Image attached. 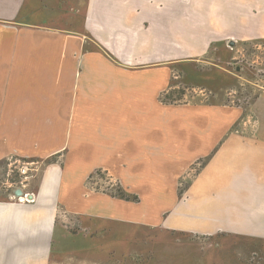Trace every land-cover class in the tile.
Returning <instances> with one entry per match:
<instances>
[{
  "label": "crops",
  "instance_id": "0c3cea01",
  "mask_svg": "<svg viewBox=\"0 0 264 264\" xmlns=\"http://www.w3.org/2000/svg\"><path fill=\"white\" fill-rule=\"evenodd\" d=\"M239 9V0H0V173L9 158L34 163L23 191L33 201L0 193V264H60L51 251L62 190L96 169L142 200H186L174 203V230L264 237V93L242 117L216 97L160 103L175 62L159 58L176 41L232 39ZM197 160L179 199L175 170ZM76 201L77 214H113L110 200Z\"/></svg>",
  "mask_w": 264,
  "mask_h": 264
},
{
  "label": "rangeland",
  "instance_id": "374dc122",
  "mask_svg": "<svg viewBox=\"0 0 264 264\" xmlns=\"http://www.w3.org/2000/svg\"><path fill=\"white\" fill-rule=\"evenodd\" d=\"M239 2L240 30L232 39L176 41L175 51L159 58L161 64L175 62L169 66V87L161 91V104H207L216 97L240 110L242 117L264 93V0ZM203 164L197 160L189 168L175 170L176 177L180 174L179 199ZM13 167L6 165L1 171L0 193H13L17 199L24 195L26 184H20ZM71 190L74 199L79 194L81 199L112 201V216L73 212L72 204L75 209L80 201L72 202ZM62 196L55 219L57 245L51 251L60 264H264V237L251 230L241 235L174 230L168 225L173 207L186 200H142L113 170L96 169L83 184H66Z\"/></svg>",
  "mask_w": 264,
  "mask_h": 264
},
{
  "label": "built area",
  "instance_id": "2783aa9c",
  "mask_svg": "<svg viewBox=\"0 0 264 264\" xmlns=\"http://www.w3.org/2000/svg\"><path fill=\"white\" fill-rule=\"evenodd\" d=\"M13 160V161H10ZM14 166L13 169H18V175L20 176V184H26L27 180L31 176V173L34 171V163L31 162H23L20 160H14L12 158L9 159L8 167ZM10 172V171H8ZM28 194H24L17 198L19 202H31L33 199L30 197L28 198ZM11 199H15L14 196H11Z\"/></svg>",
  "mask_w": 264,
  "mask_h": 264
},
{
  "label": "water",
  "instance_id": "95a60500",
  "mask_svg": "<svg viewBox=\"0 0 264 264\" xmlns=\"http://www.w3.org/2000/svg\"><path fill=\"white\" fill-rule=\"evenodd\" d=\"M232 44H230V45H233V42H231ZM18 194H19V192H18Z\"/></svg>",
  "mask_w": 264,
  "mask_h": 264
},
{
  "label": "trees",
  "instance_id": "16d2710c",
  "mask_svg": "<svg viewBox=\"0 0 264 264\" xmlns=\"http://www.w3.org/2000/svg\"><path fill=\"white\" fill-rule=\"evenodd\" d=\"M163 102V100H161ZM164 103V102H163Z\"/></svg>",
  "mask_w": 264,
  "mask_h": 264
}]
</instances>
